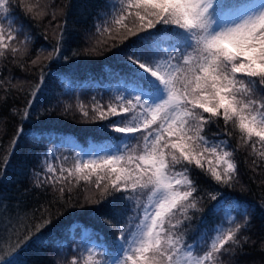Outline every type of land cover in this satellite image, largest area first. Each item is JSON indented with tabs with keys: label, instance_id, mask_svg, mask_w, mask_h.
<instances>
[{
	"label": "snow or ice",
	"instance_id": "snow-or-ice-1",
	"mask_svg": "<svg viewBox=\"0 0 264 264\" xmlns=\"http://www.w3.org/2000/svg\"><path fill=\"white\" fill-rule=\"evenodd\" d=\"M11 7L12 0H0V57L27 51L28 37L16 46L19 29L13 27ZM226 8L230 12L225 13ZM113 9L112 26L134 34L131 23L138 32L155 36L157 43L168 44L162 50H146L142 45L132 49L125 61L132 69L130 90L125 89L126 95L118 94L113 104L97 102L92 108L94 118L116 117L109 127L143 144L135 148L125 144V151L77 159L71 168L61 167L58 176L49 163L35 173V186L52 185L63 199L64 182L71 183L69 178H76L78 183L90 182L96 176L95 186L100 190L97 202L109 200L105 223L114 228V238L107 252L95 246L87 248L85 264H218V256L240 246V233L248 227L247 213L243 226H218L197 243L189 244L187 232L197 214L203 212L199 207L203 196L191 174L192 166L216 185L234 186L239 177L236 149L229 151L226 139L210 140L204 134L206 126L220 120L225 125L223 136L231 137L232 130H238L244 147L253 152H257V144L264 147V0H236L231 4L224 0H118V7L113 5ZM25 10L34 12L32 7ZM35 15H43V8ZM96 27L97 35L107 32L113 41L120 35L118 30ZM65 36L62 29L55 53L61 52ZM88 39L86 34L85 41ZM101 47L119 45H108L104 40L101 46L98 41L87 51ZM80 111L89 117L83 105ZM23 118H30V112L25 110ZM22 135L21 127L13 139V150ZM51 154L48 149L43 160ZM259 155L264 158V152ZM105 179L108 183L101 187ZM57 183L61 185L58 189ZM206 195L218 201L214 191ZM199 220L206 222L203 215ZM51 223V218L34 223L19 247L42 245ZM205 245L206 251L194 255L195 249ZM93 252L104 259L93 260ZM0 264L13 262L2 259ZM71 264H77L75 256Z\"/></svg>",
	"mask_w": 264,
	"mask_h": 264
},
{
	"label": "trees",
	"instance_id": "trees-1",
	"mask_svg": "<svg viewBox=\"0 0 264 264\" xmlns=\"http://www.w3.org/2000/svg\"><path fill=\"white\" fill-rule=\"evenodd\" d=\"M113 5L118 7V0H20L19 7L12 0L11 19L15 20L13 27L19 29L16 46H21L26 37L28 40L22 55L8 53L0 57V260L9 259L13 264H71L75 256L77 264H85L88 242L95 241L101 245L100 251L107 252L114 238V228L105 223L109 200L97 202L100 190L95 186V175L90 182L77 183L76 178H69L71 183L64 182L63 199L58 198L59 192L53 191L52 185L38 188L34 182L35 173L49 163L57 169L58 176L61 167L71 168L85 153L125 151V144L132 148L143 144L114 132L109 125L116 117L94 118L92 108L97 102L113 104L118 94L126 95L125 89L130 90L132 69L125 61L132 49L142 45L146 50H162L168 44L157 43L155 36L138 32L131 23L134 34L112 26ZM26 7H32L33 14ZM40 8L43 15H35ZM224 11L228 13L230 9ZM97 25L112 32L118 30L120 35L115 41L107 32L97 35ZM62 29L66 31L65 42L61 43V52L55 53ZM104 40L119 47L87 51L98 41L102 46ZM81 105L89 117H83ZM25 110L30 112L28 119L23 118ZM21 127L23 135L13 150V139ZM224 128L220 120L206 126L204 134L210 140L226 139L228 150L236 149L239 177L232 187L220 186L192 166L191 174L203 196L199 204L203 212L197 214L186 239L195 244L218 226H243L247 213L248 227L240 233V246L218 256V264H264V158L259 155L264 147L257 144V152H253L244 147L238 130L230 129L232 136L225 137ZM48 149L52 154L44 161L43 154ZM105 183L107 179L101 187ZM60 186L55 185L57 189ZM69 187L71 193L67 191ZM209 191L215 192L218 201L208 199ZM201 215L206 218L203 224ZM41 218L52 220L45 229L43 244L19 247L27 230ZM206 250V245L198 247L194 255ZM103 259L102 255H93V260Z\"/></svg>",
	"mask_w": 264,
	"mask_h": 264
},
{
	"label": "rangeland",
	"instance_id": "rangeland-1",
	"mask_svg": "<svg viewBox=\"0 0 264 264\" xmlns=\"http://www.w3.org/2000/svg\"><path fill=\"white\" fill-rule=\"evenodd\" d=\"M115 152H116V151H115ZM106 153H109V152L105 151V152L103 153V152H101V151H96V152H94L93 154L85 153V154L82 155V158H83V159H86V158H88V157H90V156H93V155H103V154H106ZM83 159H82V160H83ZM93 246H95L97 249H100V247H101V245L98 244V243H96L95 241H90V242H88V243H87V246H86V254H87L88 256H89V252L87 251V248H91V247H93ZM95 254H96V253L93 252V253H92V256L95 255Z\"/></svg>",
	"mask_w": 264,
	"mask_h": 264
}]
</instances>
